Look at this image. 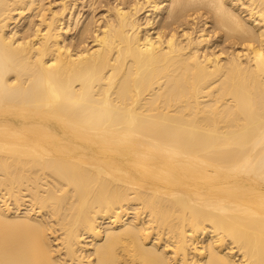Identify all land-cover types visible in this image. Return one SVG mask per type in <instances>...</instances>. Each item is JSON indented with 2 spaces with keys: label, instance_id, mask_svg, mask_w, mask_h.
I'll return each instance as SVG.
<instances>
[{
  "label": "bare ground",
  "instance_id": "1",
  "mask_svg": "<svg viewBox=\"0 0 264 264\" xmlns=\"http://www.w3.org/2000/svg\"><path fill=\"white\" fill-rule=\"evenodd\" d=\"M0 264H264V0H0Z\"/></svg>",
  "mask_w": 264,
  "mask_h": 264
}]
</instances>
